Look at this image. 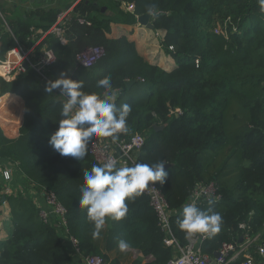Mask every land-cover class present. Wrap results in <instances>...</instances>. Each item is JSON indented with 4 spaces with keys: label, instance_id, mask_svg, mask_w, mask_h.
<instances>
[{
    "label": "trees",
    "instance_id": "16d2710c",
    "mask_svg": "<svg viewBox=\"0 0 264 264\" xmlns=\"http://www.w3.org/2000/svg\"><path fill=\"white\" fill-rule=\"evenodd\" d=\"M107 1L113 17H105L100 8L99 15L88 16L90 26L70 19L65 45L53 35L45 38L57 59L48 68L49 77L55 79L64 71L83 81L85 91L102 92L96 82L111 76L119 90L117 105L131 106L129 131L120 135L145 137L133 157L138 162L169 165L164 183L155 184L174 210L170 224L179 242L188 241L177 224L180 210L201 182L213 181L220 198L212 205L201 199L198 207H211L223 217L220 233L201 244L203 254L212 255L222 242L237 239L238 223L247 218L252 231L260 232L264 223V11L258 0ZM125 4H133L132 13L121 10ZM153 5L157 14L150 15V22L155 31L163 32L159 45L175 60L171 70L145 60L126 37L106 36L111 22L134 24ZM0 8L3 12L1 3ZM11 10L7 22L21 43L26 42L31 26L47 29L58 13L54 8ZM0 39L3 57L15 43L8 33ZM91 45L102 46L105 55L90 68L77 65L76 53ZM39 76L28 69L11 81L0 79V103L7 97L16 98L18 104L20 97L24 101L16 137L4 132L17 134L19 113L13 133L0 124L4 131L0 127V156L16 163L25 178L23 184L55 194L67 210L68 233L77 239L81 256L97 254L108 261L109 253L119 250L118 239H124L142 257H152L131 264H167L173 248L165 244V233L144 194L126 201L125 218H106L100 238L92 239L93 225L86 209L79 206V197L83 171L97 162L89 152L79 161L59 155L50 146L62 101L57 89L45 92L47 81ZM129 80L134 83L127 87ZM154 125L163 128L156 130ZM2 186L0 182V205H9L12 230L0 241V264L74 263L59 228L41 219L33 199L5 194ZM110 264L119 261L115 258Z\"/></svg>",
    "mask_w": 264,
    "mask_h": 264
},
{
    "label": "clouds",
    "instance_id": "9594fccd",
    "mask_svg": "<svg viewBox=\"0 0 264 264\" xmlns=\"http://www.w3.org/2000/svg\"><path fill=\"white\" fill-rule=\"evenodd\" d=\"M258 4L261 11H264V0H258ZM154 7L153 5L148 9L149 15L157 14ZM96 88L103 91H85L83 81L71 78L64 71L57 78L46 82V93L52 94L59 89V95L64 97L58 127L48 140L59 155L81 161L88 153L92 138L110 137L115 143L121 133H128L127 117L131 106L127 103L117 105L119 90L113 87L111 76L99 79ZM164 165V161L120 164L115 156L110 155L105 160L94 163L90 170L83 171L79 206L86 209L87 220L93 225L92 239L100 238L106 218L116 221L125 218L129 211L126 201L141 195L150 182L164 183L167 177ZM4 175L7 177L8 173L5 172ZM201 194L208 196L209 205L219 200L218 196L214 197L202 189L191 202L182 206L177 224L186 238L198 233L211 238L221 231L222 215L211 207L206 210L198 207L197 200ZM117 246L121 252H126L130 243L118 239Z\"/></svg>",
    "mask_w": 264,
    "mask_h": 264
},
{
    "label": "built area",
    "instance_id": "2783aa9c",
    "mask_svg": "<svg viewBox=\"0 0 264 264\" xmlns=\"http://www.w3.org/2000/svg\"><path fill=\"white\" fill-rule=\"evenodd\" d=\"M78 1L81 0H74L70 7L60 10L54 22L47 29L31 26L26 42H18L15 38L14 46L6 51L3 59H0V79L6 81L10 78L14 79L15 75L24 72L27 68H32L42 79L49 81L44 72L55 61V54L48 44L45 43V38L53 35L61 43L62 41L67 43L69 41L67 26L70 19L74 17L79 24L87 26L91 24L88 17L74 13V5ZM125 7L130 11L134 9L133 4H125ZM0 20L5 25L6 32L14 37L2 12H0ZM104 55L105 50L103 47L89 46L76 54V61L79 65L90 68ZM57 90L60 91L59 89ZM177 112L180 113L179 110ZM144 142L145 137L140 133H134L128 137L120 136L115 143L112 142L110 137H94L89 143L88 152L97 163L111 155L115 156L120 164L130 165L132 161H136L132 155L133 150L141 148ZM5 172L8 173L7 177L4 175ZM0 176L3 183L9 181L11 178L10 168L8 166L0 167ZM30 186L27 195L33 199V202L38 207L41 219L47 223H55L57 225L60 229V234L71 245L70 254L72 257L80 254L77 239L68 233L66 208L57 200L53 192L41 193L32 185ZM202 189L212 196L220 198L218 188L213 181L208 183L201 182L195 185L186 203L191 202L196 193H200ZM5 192L10 193L11 190L6 189ZM142 194L147 197L148 204L157 217V224L165 233V244L173 248L167 264H264V236L261 232L255 233L252 231L250 218L238 223L240 234L237 239L222 242L213 251L212 255H207L203 254L201 250V244L208 239L204 234H195L193 237L188 238L185 244L179 242L175 237L170 224V218L174 210L169 207L162 191L155 183L150 182L149 187ZM201 199L208 200V196L201 194L197 203ZM240 237L242 240L239 242L238 239ZM215 252L218 253L217 256H214ZM82 259L83 264H109L101 255L97 254L82 256Z\"/></svg>",
    "mask_w": 264,
    "mask_h": 264
},
{
    "label": "crops",
    "instance_id": "0c3cea01",
    "mask_svg": "<svg viewBox=\"0 0 264 264\" xmlns=\"http://www.w3.org/2000/svg\"><path fill=\"white\" fill-rule=\"evenodd\" d=\"M73 1L74 0H9V2L12 3L14 9L19 10V11L26 10L28 12L34 11L35 9H38V8H45L46 10L50 9V8H54L59 12L60 10L65 9L68 6H70L73 3ZM82 1L83 0L78 1V3L74 5V13L88 17L90 14L93 13V11L97 7L98 3L94 2V1L90 2L88 0H85L84 2H82ZM0 3L4 8L2 0H0ZM122 8H123V5H122ZM125 9H126V7L124 8V10ZM1 10H2V8H0V12H2ZM4 11L2 12L3 13L2 15L4 16L6 23L8 24V22H7L8 17L6 15L5 8H4ZM101 11H102V9H101ZM126 11H129L132 13V11H130V10H126ZM33 17H35V16H33ZM137 18H138V16H137ZM32 19L35 20V18H32ZM5 28L6 27L4 24H2V27L0 26V30H1L0 35H2L3 33H8V32H6ZM9 35L12 37L13 41H15L16 36L13 37L11 34H9ZM122 36H124L128 40L132 41L134 43L138 53L140 54V56H142L148 62L156 64L165 70H171L176 66L174 58L169 53H166L165 51H163L159 44L158 45H152L153 41L159 42L160 38L163 37V32L155 31L154 29H150L147 26L139 23L138 20L134 24L112 22L110 24V31H109V33H107V37L119 38ZM16 102H17L16 116L18 118L19 104H18L17 100H16ZM22 110L24 111L23 99H22V109H21L22 115H20V122H22V119H23V111ZM16 122H15V124H16ZM9 133H12V132L9 131ZM15 135H17V134H15ZM15 135H13V136H15ZM15 177H16V175L14 174L12 188L15 187L16 183L20 182V180H22L24 176L21 174L20 177L17 178L18 180H15ZM9 184H11V183H9ZM10 215L11 214H10L9 208L7 207V203L3 202L0 205V241H4L5 239H7L10 236V233L12 230L11 223H10ZM260 232L264 236V227L262 228V230ZM61 237L63 238L64 243L67 246V250L70 254L71 245H70L69 241L66 240L62 235H61ZM127 251L133 252V255H135L133 257L134 259L131 260V263L133 262V260L139 259V258H141L143 262H147V261L152 259L151 256L142 257L141 253L136 249H130L129 248ZM73 258L76 260L74 262V264H83V259H82V256L80 254L74 255ZM131 263H129V264H131Z\"/></svg>",
    "mask_w": 264,
    "mask_h": 264
},
{
    "label": "rangeland",
    "instance_id": "374dc122",
    "mask_svg": "<svg viewBox=\"0 0 264 264\" xmlns=\"http://www.w3.org/2000/svg\"><path fill=\"white\" fill-rule=\"evenodd\" d=\"M85 1V0H84ZM84 1H82V2H84ZM88 1H94V2H97L98 3V5H97V7L95 8V10L93 11V13L92 14H90L89 16H97V15H99V13H100V8H104V12H102V13H106L104 16L105 17H113V14H112V11H111V4L107 1V0H88ZM2 3H3V5H4V8H5V10H6V15H7V17H11V15H12V13H13V11L11 10L12 9V7H13V5H12V3L11 2H9V0H2ZM72 5V4H71ZM70 5V6H71ZM103 5V6H102ZM70 6H68V7H70ZM67 7V8H68ZM124 8H125V6L123 7V8H121V10H124ZM125 10H127V9H125ZM3 14V13H2ZM5 15V14H4ZM112 23V22H111ZM0 26L2 27V23H1V20H0ZM90 26V25H89ZM219 30H222L223 31V33H224V29L222 28V27H220L219 25H217L216 26ZM225 33H226V31H225ZM106 36H107V34H106ZM57 38V37H56ZM157 40V39H156ZM15 42V41H14ZM61 43V42H60ZM68 43V42H67ZM67 43H65V44H67ZM61 44H63V43H61ZM65 44H63V45H65ZM159 44V42L158 41H153L152 42V45H158ZM14 46V45H13ZM87 46V45H86ZM91 46H99V45H91ZM85 46H83V48H84ZM100 47H102V46H100ZM83 48H82V50H83ZM81 50V51H82ZM80 51V52H81ZM79 52V53H80ZM6 53V52H5ZM77 54V53H76ZM4 56H5V54H4ZM4 56L3 57H0V59H3L4 58ZM56 56V55H55ZM75 57H76V55H75ZM75 60H76V58H75ZM57 63V59H56V57H55V61L50 65V66H55V64ZM76 63H77V61H76ZM77 65H79L78 63H77ZM49 66V67H50ZM28 69H32V68H27L24 72H21V73H19L18 75H15L14 76V79L17 77V76H19V75H21V74H23V73H25ZM33 71H35L34 69H32ZM29 71H31V70H29ZM36 72V71H35ZM37 73V72H36ZM44 74H45V76L48 78V80H52V78L51 77H49V73H48V69H46L45 70V72H44ZM37 75L39 76V74L37 73ZM39 78H41L42 79V77L41 76H39ZM10 79H12V78H10ZM8 80V81H11V80ZM13 80V79H12ZM6 81V80H5ZM58 93H59V91H58ZM58 96H59V99L63 102V99H64V97H62V96H60L59 94H57ZM5 100H3L2 102H4ZM19 107H18V113H19V116L20 115H22V112H21V109H22V98L20 97V99H19ZM24 102V101H23ZM23 111V110H22ZM24 112V111H23ZM16 116V115H15ZM1 124V123H0ZM21 124H22V122H19V126L17 127V135L19 134V128L21 127ZM0 127H1V125H0ZM4 128V127H3ZM3 128L1 127V130L3 131ZM5 129V128H4ZM16 129V128H15ZM15 129H13L11 132L13 133L14 131H15ZM6 130V129H5ZM8 133H9V130H6ZM4 132V131H3ZM4 134L7 136V137H9V138H14V137H16L17 135H15V136H11V135H8V134H6L5 132H4ZM120 137V136H119ZM6 167V166H8L9 168H10V170H11V178L9 179V181H5L6 183H3V181H2V178H1V176H0V182L3 184V192L5 193V194H13V195H15V196H17V195H20V196H24V197H28V198H31L30 196H28L27 195V192H28V190L30 189V185H25V184H23V182H24V180H25V178L23 177V179L22 180H20V182H17L16 183V186L15 187H13L12 188V183H13V179H14V174L16 175V177H15V180H18L17 178H19L20 177V175H21V172H19L18 171V169H17V165H16V163H14V162H12L11 160L10 161H8V159H6V158H4V157H1L0 156V167ZM15 172V173H14ZM9 183H11V184H9ZM6 189H10L11 190V192L10 193H6L5 192V190ZM32 197H33V195H32ZM32 199V198H31ZM6 203V202H5ZM7 207L9 208V205L7 204ZM9 211H10V209H9ZM263 227H264V225H263ZM60 230V229H59ZM135 255H133V252H130V251H126V252H121L120 250H117V251H112V252H110L109 253V257H108V261H109V264L110 263H113V260L116 258L118 261H119V264H129V263H131V260L132 259H134L133 257H134Z\"/></svg>",
    "mask_w": 264,
    "mask_h": 264
},
{
    "label": "bare ground",
    "instance_id": "6f19581e",
    "mask_svg": "<svg viewBox=\"0 0 264 264\" xmlns=\"http://www.w3.org/2000/svg\"><path fill=\"white\" fill-rule=\"evenodd\" d=\"M16 111V98L7 97L4 102L0 103V123L5 129L12 130L17 121Z\"/></svg>",
    "mask_w": 264,
    "mask_h": 264
},
{
    "label": "water",
    "instance_id": "95a60500",
    "mask_svg": "<svg viewBox=\"0 0 264 264\" xmlns=\"http://www.w3.org/2000/svg\"><path fill=\"white\" fill-rule=\"evenodd\" d=\"M101 9H102V11L104 10V8H101ZM149 19H150V15H149L148 13H145V14L139 15L138 18H137V20L139 21V23H141V24L147 26V27L150 28V29H153L154 26H153V24L150 22ZM133 83H134V80H129V81H127V83H126V86H127V87H130ZM154 128H155L156 130H161V129L163 128V126H157V125H154ZM164 167H165V169H166L167 167H169V165H168V164H165ZM4 198H5V196L3 195L1 200L3 201ZM241 240H242V238L240 237V238L238 239V241L240 242ZM217 255H218V253L215 252V253H214V256H217ZM212 263H213V262H212Z\"/></svg>",
    "mask_w": 264,
    "mask_h": 264
}]
</instances>
